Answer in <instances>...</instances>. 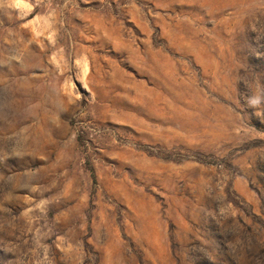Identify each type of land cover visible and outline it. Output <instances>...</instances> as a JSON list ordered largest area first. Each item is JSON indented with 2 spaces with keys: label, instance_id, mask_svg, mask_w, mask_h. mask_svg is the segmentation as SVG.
Segmentation results:
<instances>
[{
  "label": "rangeland",
  "instance_id": "1",
  "mask_svg": "<svg viewBox=\"0 0 264 264\" xmlns=\"http://www.w3.org/2000/svg\"><path fill=\"white\" fill-rule=\"evenodd\" d=\"M0 264H264V0H0Z\"/></svg>",
  "mask_w": 264,
  "mask_h": 264
}]
</instances>
